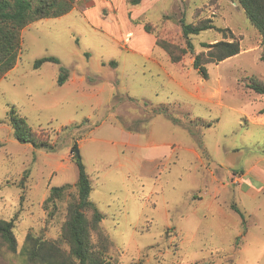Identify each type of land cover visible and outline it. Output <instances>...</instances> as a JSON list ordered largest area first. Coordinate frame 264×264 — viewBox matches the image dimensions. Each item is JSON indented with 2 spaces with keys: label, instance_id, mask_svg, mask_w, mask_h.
<instances>
[{
  "label": "rangeland",
  "instance_id": "374dc122",
  "mask_svg": "<svg viewBox=\"0 0 264 264\" xmlns=\"http://www.w3.org/2000/svg\"><path fill=\"white\" fill-rule=\"evenodd\" d=\"M146 1L147 12L131 20L136 6L122 0L129 25L121 31L143 34L151 24L150 54L96 26L94 14L22 31L18 63L0 79V220H14L18 242L16 254L0 251V264H24L29 233L61 237L79 177L76 150L117 264H264V96L247 88L252 77L264 81L258 32L236 0ZM180 19L229 29L242 52L207 65L202 78L195 55L224 37L208 30L191 36L195 54L172 63L156 36L187 50ZM46 57L60 64L35 68ZM62 68L68 78L59 85ZM12 107L50 135L52 149L16 139ZM65 185L70 195L46 206L51 188Z\"/></svg>",
  "mask_w": 264,
  "mask_h": 264
},
{
  "label": "trees",
  "instance_id": "16d2710c",
  "mask_svg": "<svg viewBox=\"0 0 264 264\" xmlns=\"http://www.w3.org/2000/svg\"><path fill=\"white\" fill-rule=\"evenodd\" d=\"M141 2L142 0H129L128 3L131 6H138ZM236 2L258 32L262 47L261 61L264 62V0H236ZM76 3L77 0H0V79L12 71L18 63L22 31L37 21L60 18L69 14ZM164 19L168 17L165 16ZM180 25L187 50L156 36V46L164 50L174 64L181 63L188 50L191 54H195L191 36L208 30H216L224 34L221 41L202 44L206 52L195 55L193 68L204 79L209 78L207 65L219 64L242 52L241 43L234 34L229 29L217 28L209 19L198 23H187L185 19H180ZM144 30L148 34H153L154 28L151 24H145ZM48 62L60 64L57 58L46 57L37 60L34 66L39 68ZM67 78V70L62 68L59 85H63ZM247 88L264 96V81L257 77L250 79ZM159 111L164 113L163 108ZM8 123L19 142L31 144L36 148H53L50 135L34 132L15 107H12L8 114ZM75 163L79 169V177L74 185L76 192L71 194L67 206V219L61 237L49 241L42 236L29 233L20 252L24 264H117L110 257L111 252L116 250L115 244L101 226L103 216L91 200L93 190L91 181L81 158L76 154ZM71 188L72 185L51 188L44 204L47 206L64 201L66 196L70 195ZM14 228V220H0V251L4 254L17 253L18 242Z\"/></svg>",
  "mask_w": 264,
  "mask_h": 264
},
{
  "label": "crops",
  "instance_id": "0c3cea01",
  "mask_svg": "<svg viewBox=\"0 0 264 264\" xmlns=\"http://www.w3.org/2000/svg\"><path fill=\"white\" fill-rule=\"evenodd\" d=\"M82 2L83 4L80 6L75 5L74 9L70 13L76 11L84 17L88 14L89 15L94 14L95 15L94 17L97 19V23H95L96 26L98 27L105 26V28H109L111 30V32L109 31L111 34H114L116 31L119 32L122 35V40L127 39L130 47L138 46L136 49L137 51L139 50L142 51L143 53L150 54L152 48H150L151 39L148 33H143V34L138 33L133 36L130 35L126 36L127 34L125 35L124 33H122L121 30H124L129 25L128 22L126 21V12H127L126 8L121 6L122 0H82ZM149 6L150 4L148 1L142 0V2L138 6L131 8L129 10V13H131L130 15V17L132 18L131 20L137 18L138 14L140 16L145 14ZM109 8H110L109 10L110 14L112 13L111 23L105 22L103 16V13L106 12L107 9ZM116 17L118 18V20H116ZM138 36L140 38H138Z\"/></svg>",
  "mask_w": 264,
  "mask_h": 264
},
{
  "label": "water",
  "instance_id": "95a60500",
  "mask_svg": "<svg viewBox=\"0 0 264 264\" xmlns=\"http://www.w3.org/2000/svg\"><path fill=\"white\" fill-rule=\"evenodd\" d=\"M75 154L79 157V151L78 150H76Z\"/></svg>",
  "mask_w": 264,
  "mask_h": 264
}]
</instances>
